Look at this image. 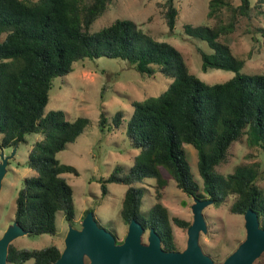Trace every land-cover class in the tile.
I'll return each instance as SVG.
<instances>
[{
  "label": "trees",
  "instance_id": "16d2710c",
  "mask_svg": "<svg viewBox=\"0 0 264 264\" xmlns=\"http://www.w3.org/2000/svg\"><path fill=\"white\" fill-rule=\"evenodd\" d=\"M108 3L109 0H0V32L5 33L0 40V147L27 143L28 133L40 134L27 153V165L34 172L23 178L17 191L14 220L28 234H54L58 210L66 219L73 218L72 187L63 172L77 174V170L62 163L56 154L83 131L88 118L68 119L63 109L45 111V105L53 77L72 70L74 61L105 55L125 59L148 76L160 72L170 79L157 95L131 100L133 108L125 133L138 152L127 170L117 165L100 180L103 195L109 182L126 185L122 218L128 223L134 217L145 229L153 227L162 248L177 249L171 221L181 227H187L190 221L170 216L160 201V188L166 184L161 171L164 169L192 198H211L218 204L227 195H234L230 210L244 213L252 208L264 227V189L257 183L256 163L237 164L225 174L216 170L226 160L232 142L244 133L250 145L264 152V71L242 72L245 59L234 55L231 47L219 39L233 31L240 18H250L252 8L264 0L255 4L250 0H208V16L227 9L228 19L216 28L184 24L186 33L205 40L210 47L209 51L197 47L202 70L223 68L235 72L226 80L211 83L188 70L175 45L152 37L130 18H115L91 31V24ZM157 5L171 31L178 15L175 0L159 1ZM106 87L102 86L101 96ZM123 115L122 110L114 113L115 126ZM105 120L100 112L99 124ZM184 143L197 149L201 189ZM148 178L155 180L157 189L155 201L144 215L140 212L144 194L140 183ZM60 252L56 244L18 248L10 243L7 261L23 264L32 258V264H54Z\"/></svg>",
  "mask_w": 264,
  "mask_h": 264
},
{
  "label": "rangeland",
  "instance_id": "374dc122",
  "mask_svg": "<svg viewBox=\"0 0 264 264\" xmlns=\"http://www.w3.org/2000/svg\"><path fill=\"white\" fill-rule=\"evenodd\" d=\"M163 0H109L106 10L91 24L95 31L108 25L115 18H130L152 37L166 40L175 45L182 53L188 70L206 82L223 81L235 72L223 68L201 69V58L197 51L200 47L210 50L207 42L184 31V24L192 26L207 24L213 28L228 19V10L222 9L208 16V0H175L178 15L174 28L170 31L165 23L157 2ZM237 3L238 0H231ZM255 4L257 0H250ZM250 18L242 17L236 28L219 39L227 43L239 58L245 62L242 72L264 71V3L252 8ZM5 33L0 32V40ZM169 78L157 72L146 75L135 70L127 60L119 57L100 55L85 57L73 62V68L64 75L52 78L48 102L45 111L61 108L68 119L86 116L88 123L83 131L57 152V158L73 166L77 174L63 172V176L72 187L74 215L71 220L64 217L61 210L56 212V231L54 234H24L14 238L11 244L18 248L41 247L56 244L64 246V236L68 224L80 227L86 209L93 211L97 223L115 233L121 241L127 231V222L122 218L121 205L126 185L117 182L107 183V192L101 193L100 180L106 178L112 169L120 165L127 170L133 163L138 149L129 144L125 129L133 106L131 100L157 95L165 89ZM107 90L101 96V88ZM117 110L123 111V118L118 126L112 121ZM100 112L106 117L103 125L99 124ZM40 137L39 133H28L27 143L16 146L14 154L8 159L6 172L0 187V236L6 226L14 220L15 198L22 185L23 178L34 171L27 165V153L32 142ZM1 140V132H0ZM13 146L0 147L5 154ZM186 157L195 180L202 188V177L197 168V149L190 143L183 144ZM256 163L259 169L257 183L264 189V152L257 145H250L246 133L232 142L227 158L216 166L221 173L231 172L237 164ZM166 177V184L160 188V201L167 207L170 216H179L191 222V203L193 198L177 187L175 180L161 169ZM144 187L140 212L148 213L156 198L155 180L148 178L140 183ZM234 195H227L221 202L213 201L203 208L206 232L200 234L199 243L203 251L216 262H221L245 237L243 213L230 210ZM173 236L178 250L186 244V227L171 221ZM146 241V234H143ZM28 258L23 264H32ZM264 264V251L253 264ZM7 264H11L7 262Z\"/></svg>",
  "mask_w": 264,
  "mask_h": 264
},
{
  "label": "water",
  "instance_id": "95a60500",
  "mask_svg": "<svg viewBox=\"0 0 264 264\" xmlns=\"http://www.w3.org/2000/svg\"><path fill=\"white\" fill-rule=\"evenodd\" d=\"M17 145L15 143L8 154L0 148V187L8 159L14 154ZM212 201L211 198L193 196L190 206L192 220L186 227L185 247L180 250L162 248L160 236L153 227L148 229L144 241L145 228L134 217L127 224L125 236L118 241L114 233L97 223L93 211L88 210L82 217L80 227L68 224L64 246L54 264H253L264 251V227L252 208H247L243 213L244 239L221 262H216L203 251L199 243L201 232L207 229L203 208ZM27 233L16 220L6 226L0 236V264L8 262L11 241Z\"/></svg>",
  "mask_w": 264,
  "mask_h": 264
},
{
  "label": "flooded vegetation",
  "instance_id": "af4514ba",
  "mask_svg": "<svg viewBox=\"0 0 264 264\" xmlns=\"http://www.w3.org/2000/svg\"><path fill=\"white\" fill-rule=\"evenodd\" d=\"M147 233H148V228H146L145 231H144V234L147 235Z\"/></svg>",
  "mask_w": 264,
  "mask_h": 264
}]
</instances>
